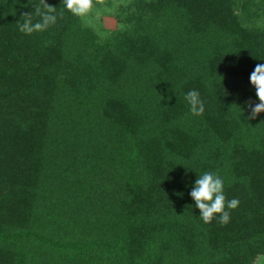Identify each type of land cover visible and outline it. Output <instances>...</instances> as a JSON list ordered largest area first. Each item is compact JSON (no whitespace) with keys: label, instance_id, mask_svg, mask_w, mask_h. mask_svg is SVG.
Returning a JSON list of instances; mask_svg holds the SVG:
<instances>
[{"label":"trees","instance_id":"trees-1","mask_svg":"<svg viewBox=\"0 0 264 264\" xmlns=\"http://www.w3.org/2000/svg\"><path fill=\"white\" fill-rule=\"evenodd\" d=\"M46 2L63 18L25 35L39 0H0V264H257L264 0H109L99 30ZM206 171L240 200L226 225L189 196Z\"/></svg>","mask_w":264,"mask_h":264},{"label":"clouds","instance_id":"clouds-1","mask_svg":"<svg viewBox=\"0 0 264 264\" xmlns=\"http://www.w3.org/2000/svg\"><path fill=\"white\" fill-rule=\"evenodd\" d=\"M62 3L72 15L86 18L96 12L98 8H107L109 0H62ZM120 3H125V0H120ZM35 16L39 19L34 22L31 12H22L23 22L18 24L19 31L25 35L46 31L57 23L58 18H63L64 12L57 13L55 6L47 3L46 0H39L35 6ZM249 81L259 101L253 103L249 99L244 102L248 109L246 119L251 120L264 112V63L255 65L254 70L250 73ZM185 100L188 102L193 115L199 116L204 113L205 102L198 90H189L185 94ZM243 111L244 109H241V112ZM189 196L194 201L195 207L199 209L200 218L206 224L217 218L221 225L228 224L231 219V210H235L240 204L239 198L230 200L226 198L224 180L218 171H206L196 177Z\"/></svg>","mask_w":264,"mask_h":264},{"label":"rangeland","instance_id":"rangeland-1","mask_svg":"<svg viewBox=\"0 0 264 264\" xmlns=\"http://www.w3.org/2000/svg\"><path fill=\"white\" fill-rule=\"evenodd\" d=\"M86 21L98 30L101 28L113 29L116 27L113 8L111 7L104 8L103 10L98 9L92 15L86 17ZM257 264H264V254L258 258Z\"/></svg>","mask_w":264,"mask_h":264}]
</instances>
